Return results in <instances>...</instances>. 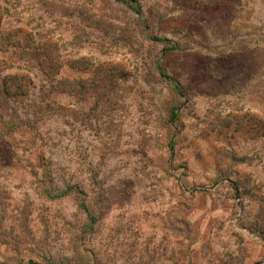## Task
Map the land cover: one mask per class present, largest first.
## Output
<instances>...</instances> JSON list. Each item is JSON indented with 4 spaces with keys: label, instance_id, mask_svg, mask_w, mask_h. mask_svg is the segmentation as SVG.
Instances as JSON below:
<instances>
[{
    "label": "rangeland",
    "instance_id": "1",
    "mask_svg": "<svg viewBox=\"0 0 264 264\" xmlns=\"http://www.w3.org/2000/svg\"><path fill=\"white\" fill-rule=\"evenodd\" d=\"M0 75V264H264V0H0Z\"/></svg>",
    "mask_w": 264,
    "mask_h": 264
},
{
    "label": "trees",
    "instance_id": "2",
    "mask_svg": "<svg viewBox=\"0 0 264 264\" xmlns=\"http://www.w3.org/2000/svg\"><path fill=\"white\" fill-rule=\"evenodd\" d=\"M136 10V12H139V10L138 9H135ZM29 38H31V40H33L32 39V37H29ZM21 46H22V49H24V43L23 44H21ZM36 47H38V46H36ZM178 47V45H177V43H175V42H172V44H171V47L169 48V49H171V50H173V49H176ZM32 48L33 49H35L34 50V55H33V61H35L36 62V64L38 65V66H41V67H43V69H41L40 67H39V70L41 71V70H43L41 73L42 74H45V75H49V76H52V73L53 72H51L52 70H49L50 69V67H49V65H50V58L51 57H49V56H41L40 57V54H39V52L36 50V48L34 47V46H32ZM30 60V59H29ZM57 64H58V66H61V64H62V62L61 61H58L57 62ZM58 69H59V67H54V72H58ZM16 73H14V75L13 76H16L15 75ZM12 75V74H11ZM65 77L64 76H61V77H59L57 80V83L58 82H60V80H62V79H64ZM14 81H16V80H12L11 79V82H9L8 81V78H6L4 75H0V103H5L6 102V100H7V97L11 94V91H10V86H11V84H12V82H14ZM79 81L80 80H78V83H79ZM93 81H94V77H92L91 79H89V82H90V84H89V88L87 89V91H96V89H95V86H94V84H93ZM25 83L26 84H28L27 83V81H25ZM77 83V84H78ZM15 84H16V88H19L18 86H22V84L23 83H21L20 81H18V82H15ZM176 84V83H175ZM79 85V84H78ZM176 87H177V85H175ZM58 86H56V85H54V83H52L51 85H50V89L51 90H56V88H57ZM64 87H60L58 90H61V91H64V89H63ZM52 92V91H51ZM104 95V93H98L97 91H96V97L98 96V97H101V96H103ZM97 97V98H98ZM45 195H50V190L48 189V188H45V190H44V192H43Z\"/></svg>",
    "mask_w": 264,
    "mask_h": 264
}]
</instances>
